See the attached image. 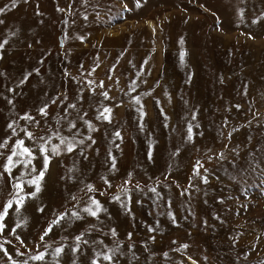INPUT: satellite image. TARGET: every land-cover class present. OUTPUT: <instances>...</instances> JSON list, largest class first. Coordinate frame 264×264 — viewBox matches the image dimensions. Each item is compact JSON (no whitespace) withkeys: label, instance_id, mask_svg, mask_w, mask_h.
Instances as JSON below:
<instances>
[{"label":"rangeland","instance_id":"1","mask_svg":"<svg viewBox=\"0 0 264 264\" xmlns=\"http://www.w3.org/2000/svg\"><path fill=\"white\" fill-rule=\"evenodd\" d=\"M125 3L127 9L123 7ZM5 4L9 7L0 13V20L5 21L0 24V41L6 37L8 41L0 49V138L8 134L6 124L13 117L18 120V130L22 128L26 121L19 115L23 111L41 121L40 134L52 125L64 135L86 136L87 128L82 122H77L80 133L68 129L62 120L57 124L66 105H50L49 117L35 111L48 99L45 93L65 92L69 102L77 100L94 121L92 135L97 141L92 148L86 141L87 160L81 159L78 149L52 156L41 192L36 198L26 199L19 213L21 219L28 218L17 231L24 244L11 234L18 214L14 207L9 210L5 217L7 229L0 234V243L9 253L17 260L27 259L39 242L41 247L49 245L50 250L44 262L31 264H54L51 250L64 242L65 236L71 237L94 224L96 231L88 233V237L94 240L101 235L108 247L117 238L107 231L101 234L100 228H117L119 240L124 241L120 245L123 255L117 253L120 264H179L181 260L192 264L187 255L197 264H264V18L252 23L264 12V0H141L139 7L135 0H18L15 8L10 0H0V7ZM57 6L65 8V12L58 11ZM239 9H243V15ZM85 12L87 19L82 14ZM9 31L16 35L8 36ZM65 33L67 38L60 45ZM80 35L84 41L78 39ZM180 37H184L183 45ZM181 47L186 49L183 65ZM33 68L40 71L32 72L23 85L14 83ZM65 69L70 75L64 74ZM188 72L193 73L191 81ZM85 77L96 81V92L85 88ZM133 80L136 85L131 84ZM99 81H104L103 89ZM9 87H14L11 94ZM129 87L135 91L129 92ZM81 88L85 92L81 93ZM104 89L110 93L106 101L100 95ZM165 90L171 95L170 102L164 96ZM9 95L14 97L15 107L7 103ZM81 95L84 101L78 100ZM133 95L141 97L147 112L143 132L138 130L139 114L131 100ZM157 98L161 100L159 106ZM185 100L189 103L185 104ZM103 103L113 108L111 123L95 119L97 105ZM236 104L241 107L236 108ZM161 106L168 114L170 127L163 126ZM192 109L198 113L194 138L186 141L182 137ZM77 111L70 110V116L75 117ZM225 117L227 125L223 123ZM117 127L123 140L112 142L121 147L112 149L117 168L108 171L110 165L105 164V159L112 147L111 134ZM232 129L236 130L228 138ZM150 139L154 141L151 160L147 158ZM176 146L181 147V152L173 157ZM220 151L225 159H207L212 152ZM197 160L209 169L207 184L192 171ZM74 163L79 169L77 180L62 179ZM129 171L133 173V182L128 185L131 213L111 199L120 192L119 186ZM200 172L205 174L203 168ZM14 174L19 172L14 169ZM102 176L110 178L112 186L106 195L96 193L105 209L99 220L88 215L69 217L53 225L40 242L47 223L68 207L70 193L84 198L82 189L88 181L104 190ZM157 179L161 181L156 185L162 194L159 199L150 191ZM136 182L141 184L140 190L135 188ZM10 184V178L0 177V206L11 192ZM26 190L32 187L26 186ZM41 204L43 213L37 211ZM169 204L177 224L168 215ZM205 219L207 225L203 224ZM149 224L153 232L148 231ZM129 231L133 233L131 239L127 237ZM142 241L147 243V249ZM181 243H187L188 248L177 251ZM68 244L70 240L61 254V264H72L73 259L77 264H89L93 245L82 246L78 254H72ZM128 244L134 247L129 250ZM16 248L23 256L15 252ZM5 260L0 250V261Z\"/></svg>","mask_w":264,"mask_h":264},{"label":"snow or ice","instance_id":"2","mask_svg":"<svg viewBox=\"0 0 264 264\" xmlns=\"http://www.w3.org/2000/svg\"><path fill=\"white\" fill-rule=\"evenodd\" d=\"M18 0H10L11 7L15 8L17 6ZM84 3H87V0H83ZM135 4L137 7L141 5V0H135ZM9 7L8 4H5L3 7H0V13H4L6 9ZM125 9L128 8V4L125 3L123 5ZM203 7V5H201ZM57 10L64 13L65 8H61L57 6ZM69 12L72 11L71 5L68 6L67 9ZM241 15H243V9L238 10ZM87 19V13H82ZM261 18H264V12H261L258 16H256L252 23H256L257 21L261 20ZM67 19V18H66ZM4 20H0V24H4ZM217 26L219 27V20L217 21ZM155 31V29H153ZM16 35L15 32L9 31L8 36H14ZM251 35V33H249ZM67 38V34L65 33V36L62 37L59 41L60 45H63L65 42V39ZM79 40L84 41L85 37L83 35H80L78 37ZM7 37L0 41V49H4L7 44ZM179 43L181 45L184 44V37H180ZM31 47V44L28 45ZM70 51V49H69ZM126 51V50H125ZM124 53L121 52L120 55H123ZM47 55V53H45ZM185 55H186V49L181 47L180 51V62L183 65L185 63ZM0 56H2V53H0ZM44 57L41 56L40 60L43 61ZM119 57H117V60ZM147 62V61H145ZM116 65L113 64L112 68H115ZM142 70V69H141ZM39 68H33L31 72L25 71L22 74V77L14 83H18L19 85H23L25 81L29 79V77L32 75V72H39ZM65 75H70L67 69L64 70ZM193 76L192 72H188V80L191 81ZM75 79V77H72ZM223 76L220 77V80L223 81ZM86 80V86L89 91L96 92V88L93 87L94 84H96V81L92 79H88L85 77ZM156 83H160V81H156ZM132 85H136V81L133 80L131 82ZM99 86L103 89L104 88V81H99ZM110 87V86H109ZM85 88H81L80 92H85ZM245 88H247V85H245ZM8 93L14 92V87H9L7 89ZM129 92H134V87H129ZM151 91V89H149ZM147 93H145L146 95ZM45 95L48 97L47 100L43 101L39 107L35 109L37 113H39L43 117H49L50 116V105H54L57 102L60 105H66L63 107L60 118L57 119V124L61 123V120L66 124L68 129H73L76 133H80V129L77 127V122H82L84 126L87 128V135L80 134V137H77L76 135H64L61 131L57 130L56 128H53L52 125H47V121H45V124L47 125V130L43 132V134H40V124L41 121L36 119L31 112L29 111H23L19 115V119L26 121L25 124H23L22 128L18 130L17 123L18 120L16 117H13L9 119V121L6 124V127L8 129V134H5L3 138H0V149H3L4 151L0 152V177H8L11 180L10 188L11 192L9 193L8 197L3 202L2 206H0V234L4 233L7 229V224L5 222V217L9 215V210L11 208H15L17 215L16 222L11 227V234L19 240L20 244H24L25 241L23 238H21L19 235H17L18 229L25 225L27 222V217L20 218L19 213L21 212V208L25 203V200L28 198H36L38 193L41 192V189L43 187V181L46 177V174L50 170V161L52 159V156H59L61 153H73L74 150H79L81 153V159L87 160L88 154L85 152L84 145L86 141H90V143L87 144L88 148H92L96 143L95 137L92 135L93 130L95 129L96 125L94 124V121L92 119L88 118V113L83 109V107H79L78 101L73 100L72 102H69V97L65 92H57L55 95H49L48 93H45ZM102 97H104L105 101L109 97L110 93L107 91V89H104L100 93ZM164 96L168 98L169 102L171 101V95L170 93L165 90ZM79 101H84V96L78 97ZM131 100L135 101L136 104V110L138 112V130L143 132L145 131V117L147 116V112L145 110V106L141 101V97L138 95H133L131 97ZM7 103L9 105H12L15 107L14 104V97L12 95H9L7 98ZM121 104H123V101H120ZM155 103L159 106L161 105V100L157 98L155 100ZM185 104H188L189 102L187 100L184 101ZM236 108H240V104L235 105ZM78 109L77 115L75 117L70 116V110ZM160 113L163 116V126L164 127H170L168 122V114L165 111L164 107H160ZM257 115H260L259 112L256 113ZM188 115V113H186ZM197 111L195 109H192L190 111V119L185 122L186 126V134L182 137V139L186 141H192L194 138V122L197 119ZM113 118V108L109 106L107 103H103L100 105H97L96 112H95V119L98 121H107L111 123ZM223 123L227 125L228 120L227 117L224 118ZM196 127H199V124H196ZM236 129H232V131L228 132V138H231L233 132ZM22 133V134H18ZM223 135V133H221ZM149 136H151V133H149ZM54 138H56L54 142ZM26 140L31 141V144L26 143ZM117 140H123V133L120 128H115L114 131L111 134V141H117ZM154 141L151 139L148 141V149H147V158L149 160L153 159V148L152 144ZM121 145L119 143H112V147L107 150V158L105 159V164L110 165L108 171H115L117 168V158L113 154L112 149H119ZM224 148H228V144H224ZM211 151V150H208ZM233 153L237 152V148L232 149ZM181 152V147L176 146L174 148V151L171 153L173 157L177 156L178 153ZM214 157H219V159L223 160L225 159L223 151L220 152H212L211 155L207 156V159L209 161L213 160ZM39 158V166H37V160ZM235 163V161H233ZM17 166H21L18 168ZM203 168L204 175H201L200 169ZM14 169L19 172V175L14 174ZM193 173H195L200 180L207 184L209 181V176L207 173L209 172V169L206 167H203L200 160H197L196 163L193 165L192 168ZM79 172V169L77 168V165L74 163L72 167L67 169V172L65 174V177H62V179H66L68 181H76L78 176L77 173ZM103 183L106 185V188L104 190H100L97 188V186L92 183L91 181H88L84 184L82 191L84 192V198L77 196L75 193H70L68 200L69 204L68 207L64 210L58 211V213L51 219L50 222L47 223V226L43 229L39 236V241L42 242L45 240V237L48 232L52 230L53 225L59 224L63 222L65 219L71 217V218H82L83 215H88L90 217L96 218L99 220V214L104 212L105 209L103 208V205L101 203V200L96 195L97 192L101 196L107 194V188L111 187V180L107 176L101 177ZM235 179V177H233ZM133 182V173L129 171L127 173V178L124 179L123 183L119 186L120 192L115 195H111V199L113 201H119L121 206L124 207V210L126 212L131 213V193L128 185H130ZM161 181L157 179L151 186L150 191L151 193L155 194L157 199L161 197V193L158 191L156 185L160 184ZM189 183L191 184V178H189ZM26 186H31L32 190L27 191ZM166 186V185H165ZM177 187H180L179 184H177ZM195 187V185H193ZM135 188L137 190L141 189V184L139 182L135 183ZM184 192H187L188 189L185 188L183 190ZM83 199V202H82ZM217 199L223 200V197H217ZM75 203H71V202ZM77 205H81L80 207H77ZM38 212L43 213L44 211V205L41 204L37 208ZM189 211L191 212L192 209L190 208ZM169 217H171V222L173 224H177L178 221L176 219L175 213H173L170 210V204H169V211H168ZM213 216H216L217 219H220V217L213 212ZM158 223V222H157ZM208 221L205 219L203 220V224L207 225ZM149 232H153L154 228L152 225H146ZM96 231V226L94 224H89L84 230L78 231L76 234L71 235V237L65 236L64 242H61L57 244L52 250H51V257L54 262V264H61V254L65 251L66 243L69 242L68 246L70 247V251L72 254H78V251L82 248V246H88L89 244L94 246L93 249V255L90 258L89 264H120L119 258L117 253L119 255H123V252L120 250V245L124 243V241L119 240L118 237V231L115 226H112L110 228L104 229L100 228V233L103 234V232L107 231L110 233V235L116 239V242L112 247H108L104 240L101 238V235H97L96 239H90L88 237V233H92ZM133 236V233L131 231L127 232V237L131 239ZM7 239V237H4ZM149 239H154V237L150 236ZM142 243L145 244V249H147V243L142 241ZM235 243V241H233ZM128 249L131 250L134 245L128 244ZM188 244L187 243H181L179 249H187ZM0 250H3V254L6 258L5 261H0V264H31L32 261L36 262H44L46 260L47 254L50 250L49 245H44L41 247V244L37 242L36 244V250L34 252L30 251L28 254L27 259L17 260L13 257L11 253H9L8 249L5 247L3 243H0ZM15 252L17 254H20L23 256V253L20 252V248H16ZM164 256H168V252L163 253ZM135 258V257H134ZM205 260H207V257H204ZM188 260L192 261V264H197V261H195L191 256H188ZM72 264H77V261L73 259ZM179 264H184V261L181 260Z\"/></svg>","mask_w":264,"mask_h":264},{"label":"bare ground","instance_id":"3","mask_svg":"<svg viewBox=\"0 0 264 264\" xmlns=\"http://www.w3.org/2000/svg\"><path fill=\"white\" fill-rule=\"evenodd\" d=\"M188 256H189V255H187V260H188ZM188 261H190V260H188ZM190 262L192 263V261H190Z\"/></svg>","mask_w":264,"mask_h":264}]
</instances>
